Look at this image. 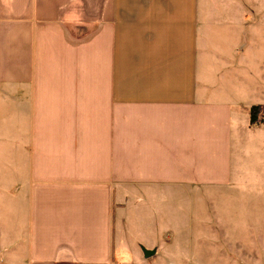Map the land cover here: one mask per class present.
Masks as SVG:
<instances>
[{
	"label": "crops",
	"instance_id": "1",
	"mask_svg": "<svg viewBox=\"0 0 264 264\" xmlns=\"http://www.w3.org/2000/svg\"><path fill=\"white\" fill-rule=\"evenodd\" d=\"M216 13L0 0V264H120L124 188L138 209L233 182L234 139L264 103L240 56L245 24Z\"/></svg>",
	"mask_w": 264,
	"mask_h": 264
},
{
	"label": "rangeland",
	"instance_id": "2",
	"mask_svg": "<svg viewBox=\"0 0 264 264\" xmlns=\"http://www.w3.org/2000/svg\"><path fill=\"white\" fill-rule=\"evenodd\" d=\"M201 5L216 9L207 14L214 20L245 24L240 56L249 92L264 103V0H201ZM236 42L234 37L233 47ZM241 134L234 139L229 186L166 191L170 196L163 204L154 198L138 209L131 207L132 197H124L132 190L121 191V217L130 210L120 264H264V123ZM142 248L156 253L145 258Z\"/></svg>",
	"mask_w": 264,
	"mask_h": 264
},
{
	"label": "trees",
	"instance_id": "3",
	"mask_svg": "<svg viewBox=\"0 0 264 264\" xmlns=\"http://www.w3.org/2000/svg\"><path fill=\"white\" fill-rule=\"evenodd\" d=\"M264 114V107L263 106H253L250 109L249 112V120L250 124H256L258 121H260V117Z\"/></svg>",
	"mask_w": 264,
	"mask_h": 264
},
{
	"label": "water",
	"instance_id": "4",
	"mask_svg": "<svg viewBox=\"0 0 264 264\" xmlns=\"http://www.w3.org/2000/svg\"><path fill=\"white\" fill-rule=\"evenodd\" d=\"M142 251L145 258H149L150 256H153L155 254L154 250H147L145 248H142Z\"/></svg>",
	"mask_w": 264,
	"mask_h": 264
}]
</instances>
